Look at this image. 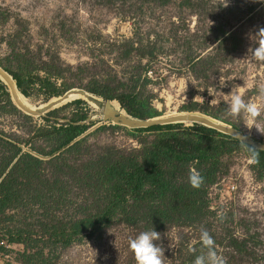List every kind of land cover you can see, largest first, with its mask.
<instances>
[{"label":"rangeland","instance_id":"rangeland-1","mask_svg":"<svg viewBox=\"0 0 264 264\" xmlns=\"http://www.w3.org/2000/svg\"><path fill=\"white\" fill-rule=\"evenodd\" d=\"M141 1L0 0V61L11 56L6 42L19 28L18 23L27 21L28 25L20 32L18 47L42 54L56 49L65 63L86 66L99 77L115 78V83L132 85L135 77L140 76L142 82L148 81V97L162 117L182 112L209 117L205 114L209 112L237 126L246 138L264 145V110L255 121L243 113L234 118L227 114L225 97L235 88L246 102L264 106L259 92V86L264 84V63L253 60L248 52L250 47H255L253 40L257 37L254 35L264 28V0H227V6H224L225 0H199L203 6L193 7L186 6L183 0H162V3L148 0L143 6ZM62 26H65L64 34L60 30ZM224 31L232 33L227 40ZM129 39L150 41L158 50L157 58L140 60L135 54L124 58L119 50L110 46ZM201 57H209V60L203 65H193ZM134 66L140 68L139 73ZM78 86L74 89L86 91ZM87 93L89 100L87 94L69 92L57 105L77 94L84 96L85 99L80 100L86 105L73 104L60 117L49 120V124L65 123L74 115L87 114L84 123H92L85 134L89 138L88 151L84 149L82 154L72 157L70 165L81 169L85 160L108 147L130 151L139 148V140L145 136L152 139L153 135L147 133L137 137L130 135V130L135 128L118 123L115 119L120 118L107 112L108 108H117L127 121L136 120L125 114L117 100ZM25 97L27 99L22 97L23 100L30 106L43 109L41 113L32 114L33 123L46 124L39 115L47 112V105L42 104L47 100L37 92ZM1 123L28 138L26 128L20 127L24 125L23 120L4 117ZM40 144L41 141L37 146ZM226 162L228 171L220 174L218 182L208 189L211 214L198 225L167 224L157 231L160 240L154 243L164 250V264H193L190 256L206 251L200 245L201 228L210 233L216 251L226 259V264H264V175L245 154L231 156ZM77 168L74 171H79ZM45 173L50 176L53 169L46 167ZM69 185L74 201H82L84 190L72 181ZM48 209L55 210L56 205L36 204L26 212H11L14 218L3 221L0 226L1 245L9 244V230L25 224L30 225L32 238H44L39 221L45 222L46 217H51ZM61 209H56L58 215L63 214ZM142 231L148 230L142 225L117 222L100 233L87 234L66 249L54 247L52 256L45 248L51 244L46 243V238L34 251L44 248L46 258L51 257V264H136L128 240ZM25 238L29 239L28 235ZM10 245L12 247H7L10 252L0 255L20 259L24 244Z\"/></svg>","mask_w":264,"mask_h":264},{"label":"trees","instance_id":"trees-1","mask_svg":"<svg viewBox=\"0 0 264 264\" xmlns=\"http://www.w3.org/2000/svg\"><path fill=\"white\" fill-rule=\"evenodd\" d=\"M147 1L142 0L141 6ZM158 1L162 3V0ZM183 3L188 7L203 6L199 0L197 3L183 0ZM27 25V21L18 23L21 30L17 28L13 37L6 42L11 56L0 61V66L10 73L24 98L37 92L47 100L42 104L49 105L79 85L105 100H117L133 119L147 120L163 116L148 97V81L142 82L140 76L135 77L132 85L115 83V78L111 76L99 77L86 66L75 67L65 63L56 49L42 54L30 48L25 50L18 47L20 32ZM60 30L62 34L66 33L65 26ZM223 36L227 40L232 33L224 31ZM110 46L119 50L124 58L133 54L140 60L157 58L155 45L143 39H129L118 46L114 43ZM206 60L209 57H201L193 65H203ZM139 67L134 66L137 73L140 72ZM79 98L85 99L77 94L53 108L75 100L72 104L43 116L46 124H34V117L17 107L8 86L0 80V226L3 221L14 218L11 212H26L36 204L62 208V215H58L56 209H48L51 217H46L45 222L39 221L41 237L46 238V243L51 242L45 245L49 256L54 254V247L66 249L87 234L100 233L117 222L130 226L142 225L144 229L153 228L155 231L167 224L198 225L211 214L208 189L218 182L220 174L228 171L226 160L240 153L251 158L249 147L240 139L207 124L178 121L180 123L130 130V135L135 137L146 133L153 137L140 139V147L130 151L108 147L85 160L78 169L69 161L90 147L88 135L85 134L92 123H84L88 115H74L67 122L58 124H49V120L60 117L73 104L86 105ZM205 114L223 121L216 114ZM4 117L23 120L24 125L20 127L26 128L28 138L14 131V128L3 126L1 118ZM232 126L238 130L237 126ZM39 141L41 144L37 146ZM256 153L255 167L264 175V150L256 149ZM46 167L52 168L53 174L48 176ZM76 168L79 171H74ZM193 169L203 177V184L199 188L189 183ZM66 179L84 190L82 201H74L70 181L66 182ZM28 227L30 225L25 224L8 232L9 244L22 243L25 246L18 260L23 264H51V257L46 258L44 248L34 251L44 238H32ZM27 235L29 239L25 238ZM9 252L6 246L1 245L0 238V253ZM195 256L191 255L189 261L193 262Z\"/></svg>","mask_w":264,"mask_h":264},{"label":"clouds","instance_id":"clouds-1","mask_svg":"<svg viewBox=\"0 0 264 264\" xmlns=\"http://www.w3.org/2000/svg\"><path fill=\"white\" fill-rule=\"evenodd\" d=\"M224 6H227V0H225ZM254 36L257 39H252L255 47L248 49L249 57L264 63V28H261ZM223 84L224 81H221V85ZM259 92L261 97L264 98V84L259 86ZM225 97L228 104L227 114L234 118L239 117L243 113L249 120L255 121L261 115L262 110H264V106L246 102L235 88L229 94H226ZM255 128L260 131L258 127ZM249 151L251 152V160L255 162L257 159L256 147L249 145ZM189 183L192 187L199 188L203 184V177L198 171L193 169L189 175ZM158 240H160V233L153 228L148 231H142L134 238L128 240V246L135 257L136 264H164V250L154 243V241ZM200 241L206 251L196 256L193 264H226V259L216 251L212 236L204 228L200 230Z\"/></svg>","mask_w":264,"mask_h":264},{"label":"bare ground","instance_id":"bare-ground-1","mask_svg":"<svg viewBox=\"0 0 264 264\" xmlns=\"http://www.w3.org/2000/svg\"><path fill=\"white\" fill-rule=\"evenodd\" d=\"M0 80H2L3 82L6 83L8 88H10L9 90L13 94L14 101L18 105H20L21 108H24L27 113L38 114V113H41L43 111V109H39V108L30 106L28 103H26L23 100V98H22L23 96H21L22 94L18 90V87H17L13 77L9 73H7L5 70H3L2 68H0ZM73 90H76V91L86 95V93L83 92V91H80V90H77V89H73ZM88 100H89V95H88ZM58 102H60V99L57 100V101H54L53 103H51L49 105H47V107H46L47 110L46 111H48L51 108H53L54 106H56L58 104ZM107 112L111 113L114 116H117L118 118H120L121 120H124L127 123H130V121L133 122L132 120L127 121L123 116H121L119 114L117 108H108ZM125 114H127V113H125ZM172 114L173 115H169V116H165V117H159L157 119H152V120L149 121V123H156V122L168 123V122H178V121H184V120L202 121V122H204L206 124H209V125H211V126H213L215 128L220 129L223 132H227V133H233L234 132V129L231 126L227 125L226 123H223V122H221L219 120H216L214 118H211V117L204 116L202 114L189 113V112H182V113H175V114L172 113ZM135 123H138V122H134L133 124H135ZM246 140L249 143L254 144L255 146H260V144L253 143L249 139H246Z\"/></svg>","mask_w":264,"mask_h":264},{"label":"water","instance_id":"water-1","mask_svg":"<svg viewBox=\"0 0 264 264\" xmlns=\"http://www.w3.org/2000/svg\"><path fill=\"white\" fill-rule=\"evenodd\" d=\"M0 68H2L3 70H5L2 66H0ZM6 71V70H5ZM7 72V71H6ZM7 73H9V72H7ZM10 74V73H9ZM10 89V88H9ZM74 89V88H73ZM73 89H70V90H68V91H66L63 95H65L67 92H69V91H71V90H73ZM77 90H80V91H83V92H85L87 95H88V93H87V91H84V90H81V89H77ZM10 91V90H9ZM10 94H11V97H12V100H13V102L17 105V107L21 110V111H23L25 114H27V115H30V116H33L32 114H29V113H27L26 112V110L24 109V108H21V106L20 105H18L15 101H14V98H13V94H12V92L10 91ZM63 95H61V96H63ZM65 105V104H64ZM63 106V105H62ZM61 106H59V107H56V108H52V109H50V110H48L45 114H47V113H49V112H51V111H53V110H55V109H58V108H60ZM45 114H42V115H40V116H45ZM158 117H160V116H158ZM154 118H157V117H154ZM154 118H150V119H147V120H133V122H131L130 121V123H127V122H125L124 120H121V119H115L118 123H120V124H123V125H126V126H130V127H134L135 129H140V128H148V127H150V126H153V125H158V124H170V123H178V122H168V123H161V122H156V123H149V121L150 120H152V119H154ZM213 118V117H212ZM218 120V119H217ZM134 122H138V123H135V124H133ZM223 122V121H222ZM225 123V122H224ZM198 124V123H197ZM227 124V123H226ZM229 125V124H228ZM231 126V125H230ZM233 129H234V132L233 133H227V132H224V133H227V134H230V135H232V136H234V137H236V138H238V139H240L243 143H245L248 147H249V145L250 146H254V147H256V149H259V150H264V145H262V144H260V146H255L254 144H252V143H249L246 139H248V138H246L245 136H243L240 132H239V130H237L236 128H234L233 126H231ZM223 132V131H222ZM250 140V139H249ZM252 141V140H251ZM253 143H255L254 141H252ZM256 144H258V143H256Z\"/></svg>","mask_w":264,"mask_h":264},{"label":"crops","instance_id":"crops-1","mask_svg":"<svg viewBox=\"0 0 264 264\" xmlns=\"http://www.w3.org/2000/svg\"><path fill=\"white\" fill-rule=\"evenodd\" d=\"M0 264H23L18 259L0 255Z\"/></svg>","mask_w":264,"mask_h":264},{"label":"built area","instance_id":"built-area-1","mask_svg":"<svg viewBox=\"0 0 264 264\" xmlns=\"http://www.w3.org/2000/svg\"><path fill=\"white\" fill-rule=\"evenodd\" d=\"M3 245H5L6 247H12L10 244L6 245L5 242H3Z\"/></svg>","mask_w":264,"mask_h":264}]
</instances>
